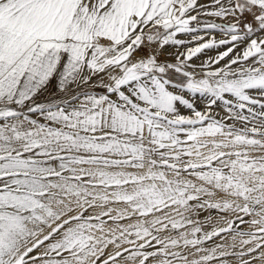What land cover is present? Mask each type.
Returning a JSON list of instances; mask_svg holds the SVG:
<instances>
[{"label":"snow or ice","instance_id":"snow-or-ice-1","mask_svg":"<svg viewBox=\"0 0 264 264\" xmlns=\"http://www.w3.org/2000/svg\"><path fill=\"white\" fill-rule=\"evenodd\" d=\"M0 264H264V0H0Z\"/></svg>","mask_w":264,"mask_h":264},{"label":"rangeland","instance_id":"rangeland-1","mask_svg":"<svg viewBox=\"0 0 264 264\" xmlns=\"http://www.w3.org/2000/svg\"><path fill=\"white\" fill-rule=\"evenodd\" d=\"M216 38L220 39L221 35L219 33L216 34ZM224 49H215V50H206V53L201 54V59L206 58V56H215L218 52L223 51ZM173 51V49L169 48L168 51L165 53V57L170 58V53ZM142 54V53H141ZM165 57H161L162 59ZM200 61L197 60L196 63H199ZM223 63V62H222Z\"/></svg>","mask_w":264,"mask_h":264}]
</instances>
